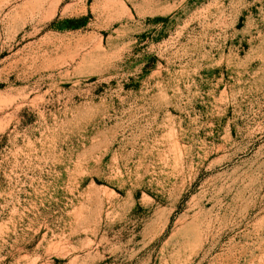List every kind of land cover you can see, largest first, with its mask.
I'll use <instances>...</instances> for the list:
<instances>
[{
    "label": "rangeland",
    "instance_id": "obj_1",
    "mask_svg": "<svg viewBox=\"0 0 264 264\" xmlns=\"http://www.w3.org/2000/svg\"><path fill=\"white\" fill-rule=\"evenodd\" d=\"M0 264H264V0H0Z\"/></svg>",
    "mask_w": 264,
    "mask_h": 264
}]
</instances>
